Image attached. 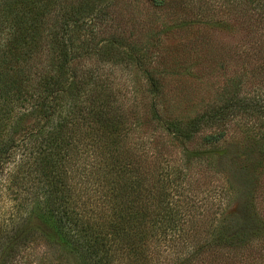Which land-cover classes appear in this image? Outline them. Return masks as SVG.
Listing matches in <instances>:
<instances>
[{"label":"trees","instance_id":"obj_1","mask_svg":"<svg viewBox=\"0 0 264 264\" xmlns=\"http://www.w3.org/2000/svg\"><path fill=\"white\" fill-rule=\"evenodd\" d=\"M146 1L231 24L264 58V0H217L213 13L203 8L209 0ZM108 2L0 0V184L12 164L16 193L35 189L29 215L41 234L77 264H264L259 205L218 220L203 215L187 183L191 156L204 164L190 145L222 108L187 115L165 92L151 50L101 28ZM241 84L236 110L264 117V98L240 94ZM18 231H0V252L38 233Z\"/></svg>","mask_w":264,"mask_h":264},{"label":"rangeland","instance_id":"obj_2","mask_svg":"<svg viewBox=\"0 0 264 264\" xmlns=\"http://www.w3.org/2000/svg\"><path fill=\"white\" fill-rule=\"evenodd\" d=\"M217 3L209 0L203 8L213 13ZM108 6L101 28L140 41V52L151 50L156 70L165 72V92L185 104L181 109L187 115L211 108L224 112L214 127L206 128L190 145L193 153L203 152L204 164L195 154L191 156L187 178L199 199L203 198L199 202L203 215L205 211L219 220L241 214L251 208L252 201L264 213V117L236 110V78L242 79L240 94L264 98V58L252 54L245 33H236L235 26L217 19L192 20L191 10L180 11L174 1L161 9L146 0H109ZM129 78L134 84L132 74ZM211 131L221 137L206 146L202 136ZM176 152L181 155L180 148ZM176 161L180 162L177 156ZM11 168L7 164L1 175L0 231L13 235L15 228H19L17 234L33 228L38 233L15 252H0V264H77L75 257L41 234L42 222L29 215L35 189L16 193Z\"/></svg>","mask_w":264,"mask_h":264}]
</instances>
